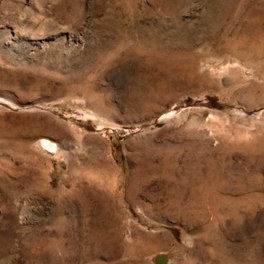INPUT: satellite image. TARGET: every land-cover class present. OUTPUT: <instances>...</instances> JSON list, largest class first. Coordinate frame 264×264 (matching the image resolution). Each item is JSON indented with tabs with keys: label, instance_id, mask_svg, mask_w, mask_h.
<instances>
[{
	"label": "rangeland",
	"instance_id": "rangeland-1",
	"mask_svg": "<svg viewBox=\"0 0 264 264\" xmlns=\"http://www.w3.org/2000/svg\"><path fill=\"white\" fill-rule=\"evenodd\" d=\"M0 264H264V0H0Z\"/></svg>",
	"mask_w": 264,
	"mask_h": 264
},
{
	"label": "bare ground",
	"instance_id": "bare-ground-1",
	"mask_svg": "<svg viewBox=\"0 0 264 264\" xmlns=\"http://www.w3.org/2000/svg\"><path fill=\"white\" fill-rule=\"evenodd\" d=\"M40 145V144H39ZM41 145L46 149V150H48V151H50V152H54V150H55V146L51 143V142H49L48 140H42L41 141Z\"/></svg>",
	"mask_w": 264,
	"mask_h": 264
}]
</instances>
